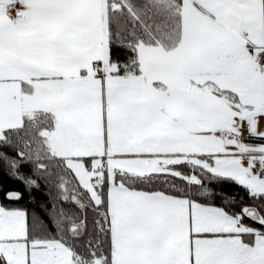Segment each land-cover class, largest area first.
Instances as JSON below:
<instances>
[{"label": "snow or ice", "instance_id": "snow-or-ice-1", "mask_svg": "<svg viewBox=\"0 0 264 264\" xmlns=\"http://www.w3.org/2000/svg\"><path fill=\"white\" fill-rule=\"evenodd\" d=\"M0 197V264H264V0H0Z\"/></svg>", "mask_w": 264, "mask_h": 264}, {"label": "trees", "instance_id": "trees-1", "mask_svg": "<svg viewBox=\"0 0 264 264\" xmlns=\"http://www.w3.org/2000/svg\"><path fill=\"white\" fill-rule=\"evenodd\" d=\"M0 199H2V197H0ZM5 203H8V201H5ZM20 206H24V207L30 206V205H28L27 198H25V200L20 202Z\"/></svg>", "mask_w": 264, "mask_h": 264}]
</instances>
